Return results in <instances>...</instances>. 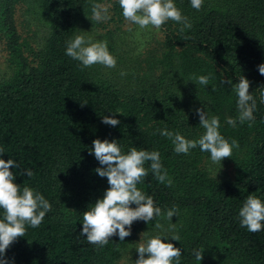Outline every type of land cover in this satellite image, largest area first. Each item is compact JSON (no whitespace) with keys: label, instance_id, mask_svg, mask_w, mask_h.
I'll return each mask as SVG.
<instances>
[{"label":"trees","instance_id":"16d2710c","mask_svg":"<svg viewBox=\"0 0 264 264\" xmlns=\"http://www.w3.org/2000/svg\"><path fill=\"white\" fill-rule=\"evenodd\" d=\"M173 2L191 29L181 31L183 25L171 20L164 24L158 48L136 55L150 63L130 87L99 64L81 70L65 54L67 42L95 23L93 4L108 3L123 22L118 0H0V43L7 52V73L0 79V159L20 164L10 169L14 183L40 192L52 206L38 228L27 226L25 236L6 250L9 264H117L122 249L143 228L164 222L172 224L165 243L181 249L180 264H264V230L251 233L239 218L248 195L264 202V104L257 90L264 86L258 71L264 64V0H204L199 11L190 0ZM22 3L43 23L36 49L21 38L15 23ZM199 76H209V84L197 83ZM242 76L257 100L254 123L237 118L233 86ZM200 108L219 118V131L229 143L239 144L232 153V179L218 178L205 167L209 153L197 147L177 154L172 141L157 131L198 139L205 131L196 114ZM105 115L120 124H103ZM229 118L236 120L235 127ZM96 139L117 141L125 154L132 147L159 151L172 185L158 182L149 171L138 188L162 213L176 207L178 215L134 221L129 237L113 236L104 247L81 236L83 213L109 187L89 154ZM144 166L150 168V162ZM24 169L34 175H20ZM176 234L179 241L169 240ZM194 249L204 251L201 262Z\"/></svg>","mask_w":264,"mask_h":264},{"label":"clouds","instance_id":"9594fccd","mask_svg":"<svg viewBox=\"0 0 264 264\" xmlns=\"http://www.w3.org/2000/svg\"><path fill=\"white\" fill-rule=\"evenodd\" d=\"M122 9V16L129 24L137 25L140 30L154 28L162 30L164 24L169 20L182 24L181 31L191 29L192 24L186 16H183L173 0H118ZM191 7L199 11L204 4V0H190ZM109 7L101 4L92 5L93 19L97 22L108 21L111 17L108 14ZM65 54L75 61H78L81 70L92 67L96 64L106 68H115L116 58L109 52L106 42H93L86 40L84 36L77 35L73 40L67 42ZM261 76H264V64L258 66ZM121 75H126L121 72ZM200 85H208L209 76L194 77ZM232 85V81L223 80L221 83ZM250 81L244 76L239 78V82L233 86V91L237 95L238 120L240 123L249 121L254 123V112L257 108V100L253 94L249 93ZM216 89L213 88L212 91ZM259 91V102L264 104V86L257 89ZM199 116L200 126L204 133L195 140L186 139L179 132H172L167 129L157 131L163 137L168 138L174 145L177 154L188 155L192 149L199 147L201 152L210 154L213 164L222 162L225 158L232 156L233 150L239 147L236 140L231 143L220 133V121L217 116L209 117L203 109H196ZM102 123L112 127L120 124V121L109 118L105 115ZM227 123L233 127L236 120L229 118ZM249 123V126H252ZM0 154L3 150L0 149ZM95 156L101 167L95 172L101 178H107L108 189L102 199H98L94 205L90 206L82 215L81 236H86L87 241L97 247H104L109 243L111 237L118 235L120 241L131 235V225L134 221H144L149 223L156 217L165 215L168 220L178 215V209L173 207L162 213L161 208L155 205L151 196L144 194L138 184L143 182L149 171L160 183L172 185V180L168 177L167 170L163 168L159 151L138 150L132 147L127 154L117 141L109 142L107 139L93 141V148L89 152ZM150 162V168H145V163ZM20 169L21 165L13 159L5 161L0 159V210L3 217L0 219V264H9L5 258L6 250L20 237H24L27 226L35 229L43 222L46 214L52 211L50 202L33 188L25 185L23 188L14 183L16 179L10 169ZM27 175L31 178L34 173L29 169H24L20 175ZM135 204L133 208L131 205ZM241 227L246 228L251 233L264 230V202L255 195H248L239 210ZM160 228V224L155 225ZM127 229V230H126ZM161 235L150 237L140 242L136 251L139 259L135 264H180L181 249L173 243H165ZM169 240L179 241L178 234L173 235ZM202 250H193L195 259L199 262L203 259ZM147 256V258H145Z\"/></svg>","mask_w":264,"mask_h":264},{"label":"rangeland","instance_id":"374dc122","mask_svg":"<svg viewBox=\"0 0 264 264\" xmlns=\"http://www.w3.org/2000/svg\"><path fill=\"white\" fill-rule=\"evenodd\" d=\"M102 5L108 6L109 4L103 3ZM108 14L111 17L108 21L97 22L95 20L94 24H87L84 28H81L78 35H82L86 40L90 39L93 42H106L108 50L116 58L117 64L115 68H106L102 65L100 68L107 75H113L123 85L131 87L136 81V77H141L150 63L146 61L141 63L138 61L136 55L146 50H156L162 40V33L160 30L158 31L154 28L140 30L137 25L129 24L125 19L120 23L118 18L110 10ZM15 23L21 38L34 49L38 48L43 32V23L40 19V14L38 15L34 9L26 6V4H18L15 13ZM107 30L110 32L109 35L106 33ZM139 56L140 58L144 57V55ZM6 59L7 52L4 45L0 43V79L7 73ZM121 72L126 75L122 76ZM204 165L218 178L232 179L234 176L235 163L232 161V156L223 159L221 164H213L209 156L204 162ZM160 225V228H156L155 226L143 228L122 249L117 264H135V261L139 259V253L136 249L140 242L156 235L167 238L172 224L170 222H164L162 224L160 223ZM166 241L167 239H164L163 242ZM202 264L211 263L205 260Z\"/></svg>","mask_w":264,"mask_h":264}]
</instances>
